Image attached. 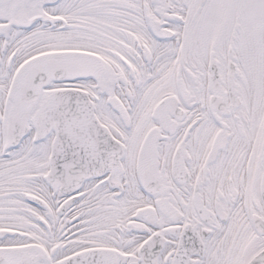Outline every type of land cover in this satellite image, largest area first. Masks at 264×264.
Here are the masks:
<instances>
[{"label": "snow or ice", "instance_id": "1", "mask_svg": "<svg viewBox=\"0 0 264 264\" xmlns=\"http://www.w3.org/2000/svg\"><path fill=\"white\" fill-rule=\"evenodd\" d=\"M0 264H264V0H0Z\"/></svg>", "mask_w": 264, "mask_h": 264}]
</instances>
